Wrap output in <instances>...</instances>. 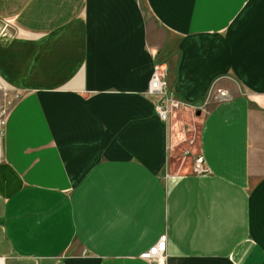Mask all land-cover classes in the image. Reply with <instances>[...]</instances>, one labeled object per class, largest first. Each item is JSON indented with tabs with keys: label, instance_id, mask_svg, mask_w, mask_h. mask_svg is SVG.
<instances>
[{
	"label": "crops",
	"instance_id": "crops-1",
	"mask_svg": "<svg viewBox=\"0 0 264 264\" xmlns=\"http://www.w3.org/2000/svg\"><path fill=\"white\" fill-rule=\"evenodd\" d=\"M0 21V80L20 92L3 264H264V0H0ZM154 64L188 103L166 121ZM161 233V257H139Z\"/></svg>",
	"mask_w": 264,
	"mask_h": 264
},
{
	"label": "built area",
	"instance_id": "built-area-1",
	"mask_svg": "<svg viewBox=\"0 0 264 264\" xmlns=\"http://www.w3.org/2000/svg\"><path fill=\"white\" fill-rule=\"evenodd\" d=\"M163 71L164 69L160 67L158 64L153 65L150 76L146 83L145 93L149 95L158 96L160 98V100L155 104V111L160 119L166 121L168 120L170 115L173 114L176 110H180L185 107H188V103L177 97H174L171 94V92L168 90L167 79ZM1 83L4 84L6 87H8V85L5 84L4 82H1V80H0V87H5V86H1ZM9 88L14 90L12 87ZM15 91H16L15 94L16 97H19L20 92H18L17 90ZM217 95L219 98H225L227 96L226 92L220 89L217 90ZM191 109H194L193 106H191ZM182 139L185 140V143L187 144L193 141V137H191L190 135L189 136L184 135ZM180 153L182 156L186 155L187 153H189V148L183 146L180 149ZM191 169L193 171L201 170L199 164V158L193 161L191 165ZM164 246H165V233H161L159 234L155 242L150 244L146 249L141 250L138 256L145 259H159L161 257L162 251L164 250ZM0 264H3V259L1 256H0Z\"/></svg>",
	"mask_w": 264,
	"mask_h": 264
},
{
	"label": "rangeland",
	"instance_id": "rangeland-1",
	"mask_svg": "<svg viewBox=\"0 0 264 264\" xmlns=\"http://www.w3.org/2000/svg\"><path fill=\"white\" fill-rule=\"evenodd\" d=\"M6 24L8 23H4L2 21H0V35H2V32H5L7 35L11 34V27L8 24V26H6ZM14 33V32H13ZM1 86H5L4 84L1 83ZM8 87H0V137L2 134V121L7 113V111L9 110L10 106L12 105V103L14 102V100H16L18 97H16V91L12 90L11 88ZM191 130H188L185 134V136H191L193 137V143L196 140L197 137V121L195 120ZM0 149H1V145H0ZM179 151V149L177 148V152ZM176 152V153H177ZM173 154L172 155V160L176 163L178 162V158L179 156L177 154Z\"/></svg>",
	"mask_w": 264,
	"mask_h": 264
},
{
	"label": "water",
	"instance_id": "water-1",
	"mask_svg": "<svg viewBox=\"0 0 264 264\" xmlns=\"http://www.w3.org/2000/svg\"><path fill=\"white\" fill-rule=\"evenodd\" d=\"M196 112H198V110H196Z\"/></svg>",
	"mask_w": 264,
	"mask_h": 264
}]
</instances>
